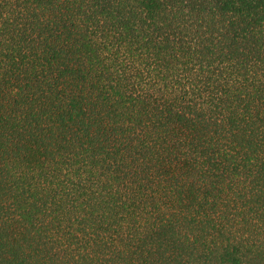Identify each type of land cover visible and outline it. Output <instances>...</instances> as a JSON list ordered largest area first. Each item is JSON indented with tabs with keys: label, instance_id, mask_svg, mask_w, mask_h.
<instances>
[{
	"label": "trees",
	"instance_id": "16d2710c",
	"mask_svg": "<svg viewBox=\"0 0 264 264\" xmlns=\"http://www.w3.org/2000/svg\"><path fill=\"white\" fill-rule=\"evenodd\" d=\"M0 264H264V0H0Z\"/></svg>",
	"mask_w": 264,
	"mask_h": 264
}]
</instances>
